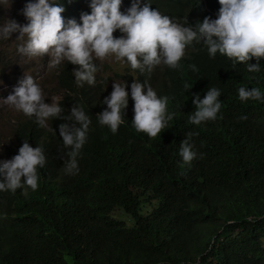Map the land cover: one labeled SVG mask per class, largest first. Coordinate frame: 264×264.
Masks as SVG:
<instances>
[{
	"label": "trees",
	"instance_id": "1",
	"mask_svg": "<svg viewBox=\"0 0 264 264\" xmlns=\"http://www.w3.org/2000/svg\"><path fill=\"white\" fill-rule=\"evenodd\" d=\"M58 2L65 20L80 23L84 5L91 12L90 0ZM150 3L193 26L205 16L215 19L220 7L218 0ZM130 6L122 0L121 11ZM73 71L68 62L58 75L64 115L80 105L92 119L79 171L64 172L70 149L63 148L59 125L72 121L54 118L48 128L35 117L19 121L6 160L27 140L43 147L46 164L37 190L0 192V264H264V100L241 102L238 96L241 86L264 93V58L260 71L250 73L245 64L233 69L227 57L211 58L195 43L178 69L132 70L140 83L169 97L174 117L155 139L132 127L130 90L125 123L115 134L101 126L97 115L112 88L78 87ZM185 83L193 86L185 90ZM211 87L221 90L218 118L189 124L194 95L202 99ZM189 132L197 133L190 141L197 158L181 167L180 143Z\"/></svg>",
	"mask_w": 264,
	"mask_h": 264
},
{
	"label": "clouds",
	"instance_id": "2",
	"mask_svg": "<svg viewBox=\"0 0 264 264\" xmlns=\"http://www.w3.org/2000/svg\"><path fill=\"white\" fill-rule=\"evenodd\" d=\"M0 2L10 7L11 0ZM218 3L220 7L215 19L205 16L202 22L198 21L193 26L188 19L181 22L152 8L150 0L143 5L142 0H131V6L125 11H121L122 0H90L91 12L84 5L80 23L75 18L65 20L62 16L65 8L58 0H27L21 10L27 23L0 18L3 21L0 23V41H8L13 33H19L16 41L21 43L17 51L29 61L43 59L47 55L48 69H59L65 62L78 65L73 71L78 87L84 84L95 86L99 71L97 60L103 62L114 57L117 62L126 63L141 74L146 70L150 73L161 65L178 69L180 61L187 55V48L195 43L206 46L211 58H215L217 53L227 57L232 61L233 69L237 64H245L248 72H259L260 60L264 58V0H218ZM253 58L257 62L249 63ZM190 67L198 71L195 65ZM192 86L184 84L185 90ZM12 88L11 84L7 87L9 92ZM130 94L134 102L131 123L137 133L155 139L169 128L174 114L168 111V96H158L151 85L147 82L142 84L135 77ZM220 96L221 90L216 87L209 88L202 99L195 94V109L189 115L188 123L199 126L215 121L223 107ZM238 96L241 102L264 100V93L258 87L241 86ZM45 97L33 76L25 74L3 103L23 113V118L35 117L43 128H48V122L54 118L72 121L71 124L59 125V135L63 148L70 149L64 172L75 175L79 171L77 157L87 141L92 119L80 105L73 106L70 115H64L59 98L52 97V102L46 103ZM102 103L107 108L97 115V120L115 134L125 123L124 114L129 103L126 82L115 81L110 95ZM239 119L247 120V116ZM194 135L197 133H187L180 143L181 167L190 166L197 158L194 145L190 143ZM200 157L203 158L202 153ZM45 164L43 147H32L25 140L18 154L11 159L0 160V192L15 193L21 188L37 190L39 170Z\"/></svg>",
	"mask_w": 264,
	"mask_h": 264
},
{
	"label": "rangeland",
	"instance_id": "3",
	"mask_svg": "<svg viewBox=\"0 0 264 264\" xmlns=\"http://www.w3.org/2000/svg\"><path fill=\"white\" fill-rule=\"evenodd\" d=\"M27 3V0H11L10 7L7 3L0 2V18L15 19L20 24L27 23L21 10ZM3 21L0 20V23ZM19 33H13L10 40L0 41V160H6V150L8 147L16 145V127L17 123L24 117L23 113L3 103L10 94L14 92L19 81L25 74L32 75L36 83L40 85L45 93V102L51 103L52 97L59 98L61 101L65 97V89L58 82V75L65 68L68 62H65L59 69H48L47 62L49 57L45 55L43 59L29 61L26 57L20 55L17 51L19 41L16 37ZM99 71L96 74V83L100 88L109 91L115 81L126 82L127 90H130V83L137 74L132 71L129 65L117 62L114 57L105 61H96ZM78 65H73L76 69ZM131 75V76H130ZM12 85L11 92L7 87Z\"/></svg>",
	"mask_w": 264,
	"mask_h": 264
}]
</instances>
